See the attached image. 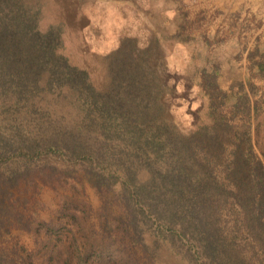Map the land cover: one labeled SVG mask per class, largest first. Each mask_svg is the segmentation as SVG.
<instances>
[{"label": "trees", "instance_id": "trees-1", "mask_svg": "<svg viewBox=\"0 0 264 264\" xmlns=\"http://www.w3.org/2000/svg\"><path fill=\"white\" fill-rule=\"evenodd\" d=\"M42 10L41 0H0V96L16 98L14 103L4 100L10 106L0 105V154L4 158L19 152L27 169L31 161L48 162L45 150L59 155L63 151L65 159L82 157L86 164L114 172L107 178H71L70 191L75 182L82 193L86 182L94 189L100 214L92 204L78 202L80 195L75 194L62 199L45 221L19 212L20 229L33 231L37 246L30 254L31 264H156L159 239L191 264H230L240 255L221 241L220 221L226 209L231 212L234 207V213L242 215L236 219V230L248 231L264 252V161L252 145L231 151L230 178L204 177L201 171L210 172L209 161L201 162L191 152L190 138L208 137L213 129L202 124L186 137L176 131V123L160 118L166 111L164 94L172 89L154 81L152 64L136 63L131 74L122 67L123 79L131 75L134 101L125 102L123 92L100 91L88 70L72 64L62 52V25L42 29ZM142 56L149 58V50L133 55L122 48L113 58L126 64ZM41 80L44 89L68 86L77 92L72 101L87 112L98 127L97 135L65 128L45 135L15 115L12 106L28 100L26 89ZM246 136L243 142L249 143ZM36 179L0 178V206L5 208L6 202L8 209L11 189Z\"/></svg>", "mask_w": 264, "mask_h": 264}, {"label": "rangeland", "instance_id": "rangeland-1", "mask_svg": "<svg viewBox=\"0 0 264 264\" xmlns=\"http://www.w3.org/2000/svg\"><path fill=\"white\" fill-rule=\"evenodd\" d=\"M207 1L41 0V27L45 30L50 25H62L61 50L70 62L88 70L100 91L123 92L125 102L134 101L137 93L130 88L131 75L122 78V67L131 74L136 63L152 64L157 74L154 81L172 89V93L164 94L166 111L160 118L176 123V131L186 137L200 125L209 124L212 135L190 138L191 152L201 162L209 161L210 172L200 170L204 177L230 178L227 164L232 159L231 151L239 145H252L256 156L264 161V0H242L240 6H236L238 0ZM122 48L133 55L149 50L150 56L118 64L113 57ZM32 85L25 91L28 100L15 103L12 111L34 130L47 135L56 134L55 129L65 128L75 134L85 129L97 135L98 127L90 122L87 112L72 101L77 92L68 86L44 89L43 80L40 85ZM4 100L0 96V105L10 106ZM245 135L249 143L243 142ZM45 152L48 162L31 161L27 169L19 152L4 158L0 154V178H37L35 183L27 180L11 189L6 200L8 209L6 202L5 208L0 206V264H31L30 254L37 246L33 231L20 229V211L45 221L62 199L64 202L75 194L80 195L78 202L92 204L101 213L94 189L86 182V193H82L75 182L70 191L71 178H107L114 170L86 164L82 157L65 159L63 151L60 155ZM145 174L143 178L148 176ZM227 210L220 221V239L240 255L230 264H264L260 244L245 229L238 232L235 228L237 217L242 215L234 213L235 207ZM148 238L154 240L153 236ZM157 253L156 264H191L160 239Z\"/></svg>", "mask_w": 264, "mask_h": 264}, {"label": "crops", "instance_id": "crops-1", "mask_svg": "<svg viewBox=\"0 0 264 264\" xmlns=\"http://www.w3.org/2000/svg\"><path fill=\"white\" fill-rule=\"evenodd\" d=\"M199 1H201V0H199ZM206 1H207V0H206ZM223 2H224V1H222V3H223ZM207 3H208V1H207ZM219 3H220V2H219ZM240 3H242V0H241V1L238 0V1L236 2V6H238V5L240 6ZM236 6H235V7H236Z\"/></svg>", "mask_w": 264, "mask_h": 264}]
</instances>
